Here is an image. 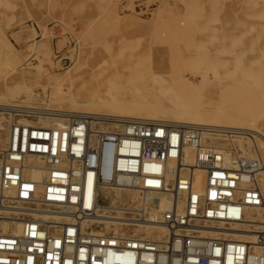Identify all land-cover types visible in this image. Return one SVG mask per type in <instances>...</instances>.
Instances as JSON below:
<instances>
[{
    "label": "built area",
    "instance_id": "2783aa9c",
    "mask_svg": "<svg viewBox=\"0 0 264 264\" xmlns=\"http://www.w3.org/2000/svg\"><path fill=\"white\" fill-rule=\"evenodd\" d=\"M48 113L0 105V264H264V163L233 136Z\"/></svg>",
    "mask_w": 264,
    "mask_h": 264
},
{
    "label": "rangeland",
    "instance_id": "374dc122",
    "mask_svg": "<svg viewBox=\"0 0 264 264\" xmlns=\"http://www.w3.org/2000/svg\"><path fill=\"white\" fill-rule=\"evenodd\" d=\"M127 66L164 77L173 73V79L183 77L195 84L199 74L207 73L214 81L233 71V80L250 82L246 87L257 85L258 92L244 93L242 100L252 104L256 100L248 97L258 96L260 105L255 103L250 122L264 131V0H0V96L9 100L0 105L23 102L42 111H73L70 104H59L66 95L52 101L57 84L49 78H63L77 67L79 79L68 85L72 93L90 89V76L110 82ZM214 85L203 87L199 99L217 95ZM47 117L44 126L62 123ZM238 140L249 147L248 139L235 136L225 143L239 147Z\"/></svg>",
    "mask_w": 264,
    "mask_h": 264
},
{
    "label": "bare ground",
    "instance_id": "6f19581e",
    "mask_svg": "<svg viewBox=\"0 0 264 264\" xmlns=\"http://www.w3.org/2000/svg\"><path fill=\"white\" fill-rule=\"evenodd\" d=\"M175 33L178 34L180 32H175ZM171 35H173V33H171ZM161 37L162 36H160V38ZM178 38L179 37H177V39ZM160 40L164 41V39H160ZM166 41L167 39L165 40V43ZM123 53L126 54L125 52ZM127 53L129 54V52ZM223 53L225 52L223 51ZM132 56L134 55H131V58H133ZM156 56L154 58H159ZM168 56H170V54ZM126 58H129V57H126ZM131 58L130 60H132ZM178 58L181 59V57H178ZM172 59H174V57ZM159 60H161V58ZM170 61H172L171 58H170ZM161 62L163 63V65L164 63H166L165 61L164 62L161 61ZM172 63L177 64V61L176 62L172 61ZM169 66H172V65L170 64ZM159 69L160 68H158V70ZM177 69L179 68L177 67ZM171 72L173 71H170V73ZM229 72L233 73V71H229ZM229 72L228 74H226L228 76L226 77L224 76L225 78L220 79V80H214V81L208 79L207 73L206 75L199 74L200 81L199 83L195 84L189 79H185L183 77H180V78L176 77L178 79L175 78L176 79L175 80L173 79L174 77H172L173 73L171 76H167L165 73L167 77H164L161 75L158 76L156 74L153 75L152 73L146 72L145 70H142L140 68H135L134 66H127L125 67V70L118 72L116 76L112 78L110 82L108 80L105 81L107 84L105 82H101L100 80L98 81V79L95 80L93 79V77L90 76V79L88 78L91 84L90 89L88 88V89L83 90L80 88H76L72 93H68L67 91L69 90V87L71 86L70 85L68 87V85L69 84L73 85V83L79 79V75H80V73L78 75V68L73 67L66 73L65 76H63V78L55 79V80L49 78L48 81L51 80L57 84L56 90L52 94V101L53 102L55 101L54 99L57 97V95H66L64 102L58 101L59 104H63V103H67V105L70 104L74 108V110L73 111L49 110L50 112L48 111L49 113L47 115L49 117L56 118L60 121L70 118V117L71 118L90 117L94 120H99V121L103 119H108V118H111L114 120L131 119V120H140V121L157 123V124H169V125H174V126H179V127L212 128L216 132L221 133V134H226L229 137L235 136L237 138L244 139V140L248 139L249 140L248 148H245L243 145V142L241 140H238L240 143V145L238 144L239 149L242 152L241 156L248 157V158L258 156L259 159L264 161V131L259 129L260 127L259 128L255 127L257 124L253 125L251 123L252 121L250 122V120H252L253 118V117L251 118V115L254 116V112H255L253 111V109L255 106H257L256 104H258L257 99H256V97L258 96L255 95L256 97L254 96L255 98L253 99L252 98L253 95H252L250 96L252 98L251 99L247 95L248 101L249 99L252 101L256 100L254 102L250 101L252 102V104H247L245 101H243V100H246V98L244 97L245 96L244 93L255 94L254 93L255 91L258 92L257 90L258 88H256L257 85L255 84L253 85L251 83V84H248V86L246 87L247 84H245L244 86V83H250V82L243 81L242 79L238 80L239 78L236 80H233L230 76L231 73ZM170 73H168V75ZM176 74L177 73H175L174 71V75ZM211 84H215L214 87L217 86L216 88L219 89V92L217 93V95H213L214 94L213 93L212 94L213 96L211 95V97H208L207 100L199 99V94H201L203 87L207 85H211ZM231 91L233 92L231 93ZM228 93H231V96H228L229 95ZM223 94H228V95L226 96ZM80 97L85 98V99L77 101V99ZM5 98H6V95L0 96V104L9 103V100ZM242 101L245 103H243ZM228 103H234V104L231 107L230 104H229L230 106H227ZM258 105H260V103ZM256 110H259V109H256ZM40 125L43 128L52 127L50 125H45V126L42 124ZM251 149L254 150L253 153L251 152ZM262 170L263 172H262L261 186L264 191V168ZM40 177H41L40 174H35L33 176V179L39 180Z\"/></svg>",
    "mask_w": 264,
    "mask_h": 264
}]
</instances>
